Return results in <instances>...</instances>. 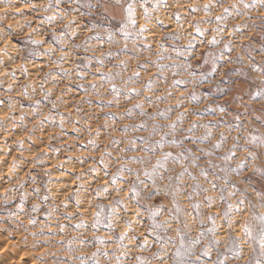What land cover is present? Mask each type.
<instances>
[{"label":"rangeland","instance_id":"rangeland-1","mask_svg":"<svg viewBox=\"0 0 264 264\" xmlns=\"http://www.w3.org/2000/svg\"><path fill=\"white\" fill-rule=\"evenodd\" d=\"M128 2L129 0H121L120 7L109 10V14L116 17L112 21L113 25L118 24L123 17V8ZM206 2L207 0H160L159 8L154 10L153 6L158 0H149L147 5H142L141 0H135L136 29L145 24L149 29L144 37L136 43L129 40L126 51H122L125 41L119 34L116 36L118 43L114 44L107 43L106 39H92L87 42L88 50L85 51L86 37L95 35L89 31L92 17L82 15L79 10L65 13L70 8L67 2L46 11L49 0H0V8L12 9L28 5L21 12L8 11L3 14L6 20L26 18L28 23L23 28H10L0 24V28H3L0 32V48L4 49L0 52V264H81L82 260L84 264H115L117 256L127 264H136L137 256L151 260V254L158 248L155 236L150 234L151 221L146 209L149 206H163L165 214L159 218L163 221L173 209L171 192L177 188L180 194L176 196V201L181 208V218L187 219L188 228L183 231L188 236L196 237L200 231L199 223L192 219L197 214L192 208L193 204H201L200 218L204 219L205 226H210L207 214L219 215L223 212L226 202L218 198L219 189L224 186L223 180H214L211 174L205 180L200 175V169L206 167V160L223 166L221 157L232 148L233 137H238L239 144L243 146L248 135L264 134V125L261 124V120H264V102L255 96V92L262 87L264 75L253 70L264 66V5L261 0H243V3L241 0H222L224 7L235 5L236 9L219 25L223 32L215 33L213 29L217 25L206 21L214 20L215 16L220 15L222 7L217 6L210 16H206L203 11H191L192 7L202 9ZM245 3L249 4V8L243 7ZM144 7L149 10V21L144 20ZM236 10L242 15H237ZM177 13L180 16L179 23L174 16ZM47 17L56 19L49 23ZM197 24L206 33L205 36H196ZM238 25L243 27L234 31ZM30 31L29 36L27 33ZM53 33L63 40L62 45L54 42ZM174 34H178L180 39H167ZM100 35L106 37L102 30ZM213 35L223 42L214 47L200 43L201 40L212 39ZM192 36L196 37L197 47L191 62L197 77L211 71V64H202L201 57L205 53L212 51L217 55L223 54V59L217 61V72L205 77L211 83H192V77L182 69L177 75L167 70L158 74V62L165 68L181 62L175 59L173 49L186 46ZM9 38L11 43L6 44ZM29 39L38 41V46L28 43ZM225 43L230 45V51L224 48ZM161 44L163 49L160 48ZM49 45L53 49L63 47L67 54L59 66L53 61L62 53L56 50L45 55ZM73 45L78 48L74 50ZM149 46L151 51L147 50ZM34 52L39 55H31ZM108 53H111L110 57L107 56ZM168 56L174 59H163ZM237 56L243 57L241 63H234ZM97 59H104V65L98 64ZM85 64L87 67H84ZM77 65L81 67L78 69ZM234 69L241 70L244 75H234ZM137 72L138 77L134 75ZM50 73L56 75H47ZM224 73L229 75L225 76ZM107 76H111V82L104 78ZM149 79L153 82L151 91L145 89ZM176 80L189 82L174 84ZM233 80L236 83H232ZM217 83L227 90V96H221L215 91ZM93 84L96 85L95 91L92 90ZM80 85L83 87H79ZM113 85L119 89L117 94L112 93ZM45 92L51 93L49 100H45ZM193 92L198 97L205 96L209 99L201 103L192 101L189 97ZM138 103L144 105L143 111L147 115H140V109L134 107ZM216 104H224L226 114L212 111L205 114L209 105L215 107ZM129 109L132 110L131 116L127 114ZM157 112H165L171 119L149 118ZM178 114L185 117L177 134L178 139L183 138L182 134L186 133L192 123L197 125V130L194 134H187L188 137L204 135L206 129L200 125H209L212 132L211 141L203 144L197 141L194 145L190 138H185V148H194L199 154V149L208 150L211 144L219 142L221 133L226 136V142L211 157L201 156L199 167H188V172L196 177L195 181L185 175L181 181L173 179L169 182L167 176L175 177L183 171L180 165L169 164L165 179L157 180L156 187L160 194L148 200L147 193L152 189L144 191L141 197V214L137 216L135 203L128 199L126 191L135 176L128 174L123 177L117 186L124 188L125 192L117 196L110 186L112 174L123 166L140 171L141 179H144L143 169H150L155 164L160 150L153 155L133 149L143 147L140 137L149 138L153 143L158 141L160 135H151L152 125L158 124L166 130L177 119ZM237 115L240 117L239 121L233 119ZM48 116L54 117V120L46 119ZM257 117L261 120H257ZM142 123L146 128L133 130V126ZM237 123L241 125L239 131L234 129ZM125 126L128 127L127 132ZM133 140L135 145H130L129 142ZM163 151L175 155L180 149L166 145ZM102 154L104 164L100 163ZM142 155L149 163L123 165L119 159L123 157L130 160ZM243 155L242 151H238L236 157L228 163L235 167L237 160ZM91 168H96L97 171L93 173ZM215 173L219 177L225 175L219 168L215 169ZM245 179L250 182L251 187L240 177H229L230 182L241 190L248 188L247 199L256 205V212L259 214L264 209L259 207L256 192L264 189V178L246 172ZM197 183L208 191L193 195V199L188 200L187 194L192 193V185ZM213 183L217 184L215 189L212 188ZM146 184L150 185L151 181H146ZM104 187H109L110 195L101 193L97 196L96 190ZM227 195L228 192H225L226 197ZM204 196L212 197L214 203L211 208L207 207ZM77 199L80 201L78 206ZM113 199H123L127 212L118 210L114 230L103 224L93 228L94 216L98 211L96 205L107 208ZM227 202L235 204L237 201L232 199ZM125 219L133 221V228L128 236H135L136 239H125L124 247L120 248L117 238L125 230ZM233 220L231 235L236 239H244L241 225L249 220L247 213L235 216ZM221 223L223 222L217 221L218 226ZM78 224L86 227L77 228ZM174 229L175 224L169 229L167 236L178 245L179 239ZM228 235L227 229H219L216 237L220 241L219 258L225 260L226 264H246L250 255L256 260H264L259 254L258 241L242 243L243 260L233 259L232 254L226 252ZM145 239L148 241V250L142 251L140 246ZM100 240L104 243H98ZM207 242L205 239L196 246L193 260L195 255H200ZM167 251L170 255L175 249L168 245ZM93 253L96 254L95 257ZM200 258L210 264V261L217 259L216 250H213L211 257Z\"/></svg>","mask_w":264,"mask_h":264},{"label":"snow or ice","instance_id":"snow-or-ice-1","mask_svg":"<svg viewBox=\"0 0 264 264\" xmlns=\"http://www.w3.org/2000/svg\"><path fill=\"white\" fill-rule=\"evenodd\" d=\"M67 2L70 6L69 9L65 10V13L72 11V10H79L81 11V14H86L89 17H92L91 27L89 28V31L92 33H95V35L86 37L85 41V51L88 50L87 48V42L89 40L95 39L97 41H100L102 39H106V42L109 44L118 43L116 40V36L119 34L123 37L125 41V48L122 49V51L127 50V42L129 40H132L133 43L139 42L142 37H144V34L149 31L147 25H140L139 29H136V20H135V8L134 3L135 0H129L127 3V6L123 8L124 15L119 21L118 24L113 25L112 21L116 19L114 15L109 14V10L114 7H120L121 6V0H49V7L45 9L46 11H51L55 7H58L61 3ZM149 0H141L142 5H147ZM243 3V0H241ZM261 4L264 5V0H261ZM71 6H74L71 7ZM160 6V0H158V3L153 6L154 10L159 8ZM222 7L223 12L220 15L215 16L214 20L210 19L207 20L206 23H215L217 27L213 29L215 33H222L223 29L219 27L222 21H226L230 15L233 14V11L236 9L235 5H231L228 7H224L222 4V0H207V2L203 5L202 9H197L195 7L191 8L192 12L196 11H203L206 16H210L212 11L217 7ZM254 6V5H253ZM243 7L245 9L249 8V4H243ZM95 13V15H94ZM237 15H242L238 10H236ZM144 20L149 21L151 19L149 15V10L147 7H144ZM99 16V20H97V17ZM175 19L179 23L180 16L179 14H174ZM55 17H47L46 20L51 23L55 20ZM61 19H63V16H61ZM162 23V22H160ZM71 25H69L70 27ZM243 25H238L234 29V31H238L240 28H242ZM103 31L106 33V37H102L100 35V31ZM195 33L196 36L203 37L206 35V33L200 28L199 24L195 25ZM74 35V34H73ZM54 42L57 44L62 45L63 40L61 38H58L55 36V33H53ZM168 40L176 41L179 40L180 37L178 34L170 35ZM222 40H218L215 35H213L212 39H209L207 41L201 40V44H207L209 47L217 46L219 43H222ZM28 43H31L33 45L38 46V42L35 40H28ZM51 46V45H50ZM163 44L160 45V48L163 49ZM196 37L192 36L189 40L186 46H177L173 50L175 52V59H179L180 63H174L171 66H168L165 68L164 66H161L159 62L157 63V72L158 74H163L166 70L172 71L173 75L179 74V70H183L188 72V74L192 77L191 82L195 84H204V83H211V81H208L205 79L206 76L213 75L218 70L217 61L223 59V54L217 55L216 53H213L212 51H208L201 57L202 64L208 65L211 64V71L202 73L199 77L196 76L195 71H193V65H192V59L194 58V53L196 49ZM78 46L73 45V49L76 50ZM224 48L226 50H231L230 45L225 43ZM51 51L48 53H45V55H49L52 52L59 50L62 55L53 61L54 64L59 66L63 60L65 59V56L67 55L64 53L63 47H60L59 49H53L51 46ZM148 51H151L150 46L147 49ZM262 52H264V49H262ZM31 55H39V53H31ZM108 57L111 56V53L107 54ZM163 59H174L172 56L163 57ZM243 60V57L237 56L235 58L234 63H241ZM96 62L100 64L101 66L104 65V59H97ZM123 63V62H122ZM199 66V65H198ZM81 66L77 65V68L79 69ZM84 67H87V64L84 65ZM141 67H145L141 65ZM254 71H259L262 75H264V66L260 67L259 69H253ZM99 71V70H98ZM233 74L236 76L244 75V73L241 70H233ZM47 75L55 76L56 73H50ZM67 75V73H65ZM80 75V73H78ZM135 76H139V72L134 74ZM225 76H228V73H224ZM109 82H111V76L104 77ZM81 79H83V75H81ZM189 81H183V80H176L174 81V84H186ZM152 80L149 79L148 83L145 85V89L147 91L152 90ZM232 83H236L235 80L232 81ZM261 89L255 92V96H258L262 102H264V81H261ZM79 87H83V85H80ZM96 85H92V90L95 91ZM41 90L43 91V85H41ZM87 91V90H85ZM215 91L220 93L221 96H227L228 92L227 90L223 89L219 83L215 85ZM119 92V89H117L114 85L112 86V93L117 94ZM25 95H27V92L25 91ZM45 100H49L51 93L45 92L43 93ZM139 95V93H137ZM250 95H252L250 93ZM190 100L196 101L197 103H201L204 100H208L209 97L200 96L198 97L195 92L191 94L189 97ZM37 106H39V101L37 102ZM137 109H140V115L145 116L147 113L143 111L144 105L142 103H138L134 106ZM53 108H55V103L53 102ZM170 111V110H166ZM208 111H212L214 113L218 112L220 114H226V106L224 104H216L215 107L212 105H209L208 108L205 110V114ZM127 114L129 116L132 115V110L129 109L127 111ZM158 117H164L165 119H171L169 116L166 115L165 112H157L153 115H151L149 118L152 120L157 119ZM46 119L54 120V117L48 116ZM234 120L239 121L240 117L234 116ZM185 120V117L182 114L177 115V119L175 121H172L168 126L167 129H163L158 124L152 125V132L151 135H160V139L158 141H155L154 143L150 141L149 138L146 137H140V139L143 141V147L142 148H134L133 150L141 151L142 153H150L155 154L157 150H160V156L156 159V162L154 165L151 166V168H145L143 169V177L144 179H141V173L138 170H133L131 168L126 167H120L117 169V171L112 174V179L110 181V186L112 187V191H114L117 196H119L122 192H125L124 188L118 187V183L123 179L124 176L128 174H132L135 176V180H133L127 187L126 191L128 194V199L130 201H134L135 203V214L139 216L141 214V197L148 188H151L152 191H148L147 193V199L152 200L155 196H158L160 194L159 188L156 187L157 180H163L165 179V174L169 171L168 165H180V167L183 169L178 175L175 177L173 176H167V179L169 182L173 181L175 179L176 181H181L185 175L191 177L193 181L196 180L195 176H192L190 172H188V167H199V161L201 156L203 157H211L213 155L214 151H219L223 148L224 143L226 142V136L224 133L220 134L219 142L211 144V147L208 150L205 149H199L197 154V150L194 148H185V138H190L192 140V143L195 145L197 141H199L201 144L205 142H209L212 139V132L209 128V125H200V127H203L206 129L204 135L196 137L191 136L188 137L187 134H194L197 130V125L195 123L190 124L188 129L186 130V133L182 134L183 138H177V134L180 131V126L183 125ZM257 120H261L260 117H257ZM261 124L264 125V120H261ZM61 127H63V117H61ZM136 128H146V126L142 123L138 126H133V130H136ZM234 129L239 131L241 129V125L237 123L234 125ZM128 127L125 126V132H127ZM171 137V139H169ZM234 144L232 148L228 150V152L221 157V159L224 161V165H216L211 163L210 161L206 160V167L200 169V175L204 177L205 180H207L208 176L211 174L214 178V180H223V187H220L219 189V200L225 201L226 206L222 213L219 215H212L207 214L206 219L208 221V225L205 226L204 219H201V204L196 203L192 205V208L196 210V216L192 217L194 221H197L200 225V231L199 234L196 237H190L187 235V232L183 231L184 229L188 228L187 219L181 218V208L179 203L176 201V196L180 194L179 188H177L176 191H172V206L173 209L171 212L168 213V216L161 221L159 218L164 216V209L163 206H149L146 211L148 215V219L151 221L150 225V234L155 236V240L157 242V248L158 250L154 253H152L153 259H146L143 256H137L135 258L136 264H208V262L201 260V256L205 257H211V254L213 250H216V256L217 259L210 261V264H226L225 260H221L219 257L221 253L218 251L220 247V241L216 239V237L219 234V229H227L229 231V235L227 237V245H226V252L232 254V258L239 261L243 260V250L241 248L242 243H250L252 241H258L259 243V254L261 257H264V211H261L259 214L256 212V205L252 204L251 201L247 199L248 195V188H245L241 190L236 184H232L229 180L230 176H236L240 177L242 181H245L248 183V186L251 187V184L249 181L245 179V173L250 172L253 176H260L261 178H264V134H250L244 139V144L241 146L239 144V138L233 137ZM91 143V142H90ZM113 143H118L116 141H113ZM130 145H135V140L129 142ZM179 148L180 151L173 155L172 152H164L163 149L165 146ZM123 151V150H122ZM238 151H242L244 153L243 156H241L236 164L235 167H231V165L228 163L229 161H232L236 157V153ZM123 165H126L128 163L132 164H146L149 163L148 160L144 158L142 155L141 157H132L130 160H125L123 157L119 158ZM83 163V161H81ZM101 164H104V154H102V158L100 160ZM107 166L105 165V168ZM219 168V170L225 175L223 177H219L215 173V169ZM209 169L212 171L209 172ZM91 172L95 173L97 171L96 168H91ZM108 174L107 172L105 173ZM146 181H151V184H146ZM34 182V181H33ZM171 187V184L169 185ZM217 187L216 183L212 184V188L215 189ZM192 193L187 194V199L192 200L193 195H200L202 192L208 191L207 189H202L201 186L197 184L192 185ZM231 189V191H229ZM38 191V190H37ZM225 192H228L227 197L225 196ZM101 193L110 195L109 187H104L96 190V195L100 196ZM256 197L259 202V207L261 209H264V189H261L260 191L256 192ZM45 199H47L45 197ZM235 199L237 202L235 204L228 203L227 201ZM204 201L206 202V205L208 208H211L213 206V199L210 196H204ZM80 201L77 199L76 204L79 205ZM23 205V198L21 206ZM98 211L96 212L94 216V223L92 225L93 228L97 227L98 225L103 224L105 227L109 228L110 230H114V220L115 217L118 214V210L122 209L123 211L127 212V205L125 204L123 199H113L112 204L105 208L103 205H96ZM36 208L33 206V211H35ZM247 213L249 220H246L243 225H241L242 234L244 239H236L233 238L231 235V230L234 227V220L233 218L235 216H244ZM222 221L219 226L217 224V221ZM250 221L255 222L250 223ZM139 223V221H137ZM175 224V232L179 239V244L173 242L172 238L167 236V232L172 227V225ZM86 227L84 224H78L77 228ZM124 228L125 230L120 233L118 239V247L123 248L124 247V240L129 239L135 240L136 237L128 236V232H130L133 228V221L131 219H125L124 220ZM207 240V244L204 245L203 249L201 250L200 255H195V260L192 259L194 255V249L196 246L203 243L204 240ZM98 243L102 244L104 243L103 240L98 241ZM147 244L148 241L145 239L143 243L141 244V250L147 251ZM171 245L175 251H173L170 255L167 251V246ZM255 251V250H254ZM95 253H93V257H95ZM123 255V253H121ZM81 264H84V261H81ZM115 264H127L126 261H122L120 259V256L116 257ZM246 264H264V260H256L254 259L253 255H250L248 260L246 261Z\"/></svg>","mask_w":264,"mask_h":264},{"label":"clouds","instance_id":"clouds-1","mask_svg":"<svg viewBox=\"0 0 264 264\" xmlns=\"http://www.w3.org/2000/svg\"><path fill=\"white\" fill-rule=\"evenodd\" d=\"M25 7H28V5H24L22 7H15V8H12V9H8V8H0V24H3L5 25L6 27H10V28H23L25 24L28 23V20L25 18L23 20H17V19H12V20H6L5 19V16L3 15L4 13L8 12V11H15V12H21L24 10ZM95 15V13H94ZM3 31V28H0V32ZM31 31H34L31 30ZM31 31L27 33V35H31ZM38 42V41H37ZM8 43H11V39L9 38L7 41H6V44ZM51 46L49 45L48 46V49L47 51H51ZM4 49L3 48H0V52H3ZM19 66V65H17Z\"/></svg>","mask_w":264,"mask_h":264}]
</instances>
